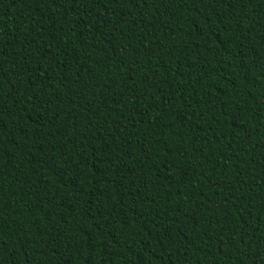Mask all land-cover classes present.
Segmentation results:
<instances>
[{"label": "trees", "instance_id": "trees-1", "mask_svg": "<svg viewBox=\"0 0 264 264\" xmlns=\"http://www.w3.org/2000/svg\"><path fill=\"white\" fill-rule=\"evenodd\" d=\"M0 264H264V0H0Z\"/></svg>", "mask_w": 264, "mask_h": 264}]
</instances>
